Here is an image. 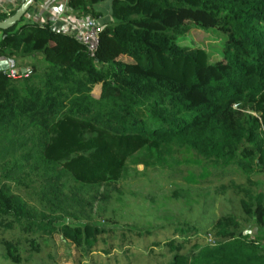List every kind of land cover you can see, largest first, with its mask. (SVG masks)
<instances>
[{
    "label": "trees",
    "instance_id": "16d2710c",
    "mask_svg": "<svg viewBox=\"0 0 264 264\" xmlns=\"http://www.w3.org/2000/svg\"><path fill=\"white\" fill-rule=\"evenodd\" d=\"M105 1L69 6L76 16H99L95 5ZM110 3L95 57L48 23L22 17L19 28L2 31L0 57L31 70L18 80L0 70V264H59L55 233L74 245V264H264V0ZM191 27L219 38L215 59L204 46L181 45ZM172 147L235 168L258 191L241 188L215 214L214 200H205L194 221L141 233L91 223L58 227L52 214L36 217L2 183L20 184L17 173L42 165L79 185L113 184L133 154L159 156ZM19 150L26 165L6 159ZM52 183L40 195L48 205L62 192ZM249 222L260 238L243 234ZM135 239L143 243L138 250H123Z\"/></svg>",
    "mask_w": 264,
    "mask_h": 264
},
{
    "label": "rangeland",
    "instance_id": "374dc122",
    "mask_svg": "<svg viewBox=\"0 0 264 264\" xmlns=\"http://www.w3.org/2000/svg\"><path fill=\"white\" fill-rule=\"evenodd\" d=\"M109 3L99 8L100 18L97 23L103 26L110 22L108 11ZM26 21L25 17H23ZM19 21L12 30L19 28ZM218 39L211 31L203 32L198 27H191L189 32L180 39L183 46H204L212 59L220 52ZM91 94L98 98L100 85H95ZM6 145V144H5ZM20 151L6 159L13 161L20 159ZM22 152V151H21ZM2 162V161H1ZM26 165L24 159H20ZM31 164L34 163L32 159ZM3 163V162H2ZM209 172L208 177L200 178L203 170ZM29 172V176H26ZM22 176L21 183L2 180L7 184L9 192L18 195L32 214L40 217L42 213H49L56 218V226L69 225L71 227L91 223L106 229H137L141 233L154 231L164 226H174L194 221L199 213V206L205 200L214 201L213 213H218L219 206L224 205L222 199L232 197L240 192L241 188L249 187L251 191L258 188L250 183L247 176L235 168L224 167L219 164L205 161L196 154L187 152L178 147H172L159 156L146 150L130 156L120 179L113 184L79 185L61 169L54 170L39 166V169L26 168L15 177ZM60 184L61 193L51 204L41 201L40 195L46 188L53 187L52 182ZM194 178V180L192 179ZM250 179H254L250 177ZM264 182V176L261 178ZM209 229V228H208ZM202 236L203 230H200ZM243 234L251 239L260 238L262 230L253 222L244 225ZM114 234V233H112ZM205 236V235H204ZM11 238V234H6ZM59 264H74L76 249L68 241L61 239L60 233L53 235ZM211 236L204 238L210 242ZM133 244L123 248L139 249L140 242L133 240ZM163 246V241H159ZM148 250L158 251V246L144 243ZM264 246V240L262 241ZM51 249L47 247L46 250ZM122 252L114 248L112 253Z\"/></svg>",
    "mask_w": 264,
    "mask_h": 264
},
{
    "label": "crops",
    "instance_id": "0c3cea01",
    "mask_svg": "<svg viewBox=\"0 0 264 264\" xmlns=\"http://www.w3.org/2000/svg\"><path fill=\"white\" fill-rule=\"evenodd\" d=\"M22 2L23 0H0V13H7L16 10ZM105 3H109L108 11L110 13V0L95 5L96 11L99 12V8L102 5H105ZM24 17L26 21L37 25L48 23L52 30L70 36L76 26L83 23L89 17H93L97 22L100 15L91 16L87 14L76 16L69 6V0H34ZM2 35L3 32L0 31V39ZM29 61L30 59H26L24 62ZM15 69H20L22 71L24 69V71L26 70L30 72L31 67L29 65L18 66Z\"/></svg>",
    "mask_w": 264,
    "mask_h": 264
},
{
    "label": "built area",
    "instance_id": "2783aa9c",
    "mask_svg": "<svg viewBox=\"0 0 264 264\" xmlns=\"http://www.w3.org/2000/svg\"><path fill=\"white\" fill-rule=\"evenodd\" d=\"M102 29L93 17H89L83 23L73 29L72 36L76 41L85 46L90 57H95V52L99 44V33ZM6 60L0 57V61ZM4 75L10 79L18 80L26 78L29 75L28 71L15 69L13 66L3 71Z\"/></svg>",
    "mask_w": 264,
    "mask_h": 264
},
{
    "label": "water",
    "instance_id": "95a60500",
    "mask_svg": "<svg viewBox=\"0 0 264 264\" xmlns=\"http://www.w3.org/2000/svg\"><path fill=\"white\" fill-rule=\"evenodd\" d=\"M33 1L34 0H23V2L20 4V6L15 10V12L11 16H8L5 19L0 20V30L6 31L13 28L21 20V18L27 14ZM10 66L12 67L13 64L7 60L0 61V70L4 71L8 69Z\"/></svg>",
    "mask_w": 264,
    "mask_h": 264
}]
</instances>
